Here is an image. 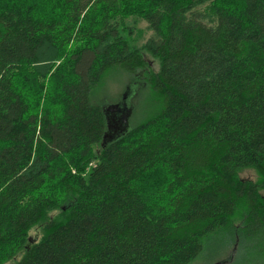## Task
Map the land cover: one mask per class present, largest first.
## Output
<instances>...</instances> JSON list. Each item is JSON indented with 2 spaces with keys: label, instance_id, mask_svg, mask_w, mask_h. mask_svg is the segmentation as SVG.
Masks as SVG:
<instances>
[{
  "label": "trees",
  "instance_id": "obj_1",
  "mask_svg": "<svg viewBox=\"0 0 264 264\" xmlns=\"http://www.w3.org/2000/svg\"><path fill=\"white\" fill-rule=\"evenodd\" d=\"M120 76L144 105L102 145L94 96ZM213 242L264 264V0H0V264H192Z\"/></svg>",
  "mask_w": 264,
  "mask_h": 264
},
{
  "label": "rangeland",
  "instance_id": "obj_2",
  "mask_svg": "<svg viewBox=\"0 0 264 264\" xmlns=\"http://www.w3.org/2000/svg\"><path fill=\"white\" fill-rule=\"evenodd\" d=\"M145 29L146 24L144 22L138 21L136 23L135 30L140 31L138 33L139 45L145 43L151 36V33L147 32ZM152 67L156 69L155 65H152ZM129 84H131V79L127 77L120 76L117 77V79H109L107 81L106 87L98 89L94 96L95 102H104V107H107L118 103V99L120 101L122 94L126 92V96L121 103L125 109H128L130 111V113L126 117L127 130L131 127V124L133 122L132 119L136 107L139 105L141 109L145 101V95L142 96L138 92L140 86H131ZM240 177L243 180L249 181H255L256 179L255 173L251 170L243 171L240 174ZM35 236L36 232L32 231L30 233V237L34 238ZM219 246L220 242H213L210 245H207L203 254L198 258L197 261L193 262L192 264H242L244 262H247L249 259V257L245 256L247 247L240 249L238 243H234L230 247L225 248L226 250L223 248H219ZM245 264H252V262H247Z\"/></svg>",
  "mask_w": 264,
  "mask_h": 264
},
{
  "label": "water",
  "instance_id": "obj_3",
  "mask_svg": "<svg viewBox=\"0 0 264 264\" xmlns=\"http://www.w3.org/2000/svg\"><path fill=\"white\" fill-rule=\"evenodd\" d=\"M125 96L126 92L122 94L121 99L120 101H118V103L102 108L106 126V132L104 133L102 138V145L107 142L114 141L115 139L123 136L129 130H127L126 128V117L130 113V111L128 109H125L121 103ZM114 124L115 128L113 129L112 126Z\"/></svg>",
  "mask_w": 264,
  "mask_h": 264
},
{
  "label": "flooded vegetation",
  "instance_id": "obj_4",
  "mask_svg": "<svg viewBox=\"0 0 264 264\" xmlns=\"http://www.w3.org/2000/svg\"><path fill=\"white\" fill-rule=\"evenodd\" d=\"M113 127V129L115 128V124L112 126Z\"/></svg>",
  "mask_w": 264,
  "mask_h": 264
}]
</instances>
